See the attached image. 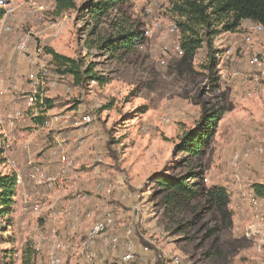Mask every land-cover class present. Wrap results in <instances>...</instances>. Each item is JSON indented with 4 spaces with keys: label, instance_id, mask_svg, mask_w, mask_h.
I'll return each instance as SVG.
<instances>
[{
    "label": "rangeland",
    "instance_id": "rangeland-1",
    "mask_svg": "<svg viewBox=\"0 0 264 264\" xmlns=\"http://www.w3.org/2000/svg\"><path fill=\"white\" fill-rule=\"evenodd\" d=\"M74 1L75 10L59 15L53 0H6L4 6L1 23L11 31L0 33V175H16L19 182L0 212V264H48L51 251L61 264H80L84 233L103 217L98 209L105 204L113 217L109 232L122 237L132 231V264H171L175 255L182 264H264V195L253 189L264 186V32L253 33L255 25L245 23L210 48L179 53L168 0L117 5L98 20L83 11L90 0ZM123 30L143 38L130 51L99 49L102 40ZM24 38L31 54L40 51L50 77L58 74L46 47L94 64L104 78V85L75 89L68 78L46 91L45 109L36 118L59 114L67 124L35 127L28 115L12 126L8 114L23 111L31 69L15 51ZM228 48L231 56L222 57ZM211 114L219 120L202 153L181 152L184 134ZM84 117L90 125H73ZM35 134L40 145L31 148ZM53 151L72 161L64 175L58 176ZM31 165L44 166L60 181L49 189L35 187L28 178ZM159 175L185 177L191 191L175 193L156 181ZM98 185L113 193L107 196ZM121 192L129 197L122 200ZM78 194L86 199L76 207L74 222L67 212ZM90 209L96 213L87 220ZM52 233L64 250L54 251ZM96 250L94 264H117L101 238Z\"/></svg>",
    "mask_w": 264,
    "mask_h": 264
},
{
    "label": "trees",
    "instance_id": "trees-1",
    "mask_svg": "<svg viewBox=\"0 0 264 264\" xmlns=\"http://www.w3.org/2000/svg\"><path fill=\"white\" fill-rule=\"evenodd\" d=\"M138 0H90L83 11L93 20H98L108 14L117 5L129 4ZM56 13L62 14L75 10L74 0H53ZM7 5L6 0H0V23L3 20ZM167 11L173 18L175 29L179 31L178 43L182 51L192 52L197 49L210 48L213 41L220 35L234 33L243 22L259 25L264 30V0H168ZM143 34L122 31L121 35L108 36L99 45V49L118 53L130 51L140 43ZM50 56L54 71L69 78L72 88H85L94 82L104 85L102 76L95 72L94 64H84L80 59H71L56 53L49 47L44 48ZM47 103V100H46ZM219 116L209 115L198 121L196 128L186 132L177 148L188 155L199 156L208 141L213 137ZM35 124L42 126L44 118H36ZM158 183L175 193H189L187 179H174L159 175ZM17 188L16 175H0V212L4 214ZM257 196L264 195L263 185H254ZM220 194L223 191L219 192ZM155 264H161L157 260Z\"/></svg>",
    "mask_w": 264,
    "mask_h": 264
},
{
    "label": "built area",
    "instance_id": "built-area-1",
    "mask_svg": "<svg viewBox=\"0 0 264 264\" xmlns=\"http://www.w3.org/2000/svg\"><path fill=\"white\" fill-rule=\"evenodd\" d=\"M253 33H263L264 30L261 26L255 25L253 28ZM11 28L9 26L0 25V33H9ZM251 37L250 34H247L245 37L246 42H250ZM176 50L181 53V49L179 46L176 47ZM15 51L22 56H26L29 64L31 65V69L27 74V83H28V90L27 92L21 96L24 99L23 104V111L12 109L9 112L8 117L11 121L12 126L19 122L24 116H30L31 119L35 120L38 117L39 110L45 109V102H46V91L55 89L60 84H65L68 78L65 75H56V77L52 78L49 75V69L46 65L45 61L39 58L40 51L36 54V51L31 54L29 51V38H24L17 43L15 46ZM231 56L230 48L224 50L222 57L229 58ZM218 56L216 55V61H218ZM252 62L257 67H261V62L258 57H253ZM259 77L260 80L264 83V68L259 69ZM3 94L2 89H0V95ZM68 117L62 116L59 114H49L46 113L44 117V123L42 127L50 125L53 126L54 124H67ZM91 124L90 117H84L81 121H75L73 125L75 127L79 126H88ZM75 147L79 149L81 147V143H75ZM30 144L24 145V149L29 150ZM52 157H56L58 161V165L60 166L59 175H64L65 171L72 166V161L67 157V155L61 151H58L56 154L54 151L50 152ZM235 159V158H234ZM235 163L237 160H234ZM33 166L31 169L28 178L34 183L35 187H44V188H51L56 183L60 181L58 176H53L50 174L44 166ZM19 180V178H18ZM19 181H17L18 183ZM97 189H104L107 196H110L113 193L114 188H107L104 185H98ZM117 189V188H116ZM120 189V188H118ZM129 197L124 192H121V199H125ZM86 196L85 194H78L77 196L73 197V203L68 208V215L71 216L74 222L78 219L77 218V206L85 201ZM26 202L29 201V198L26 197ZM75 203L77 205H75ZM75 205V206H74ZM36 211V204L34 206ZM99 215L103 216L101 219L95 220L91 225H89L88 229L84 233V240L81 243L79 254L83 257V261L80 264H94L97 258V250H96V243L97 239L101 238L102 244L106 249L117 255V264H132L136 259L135 248L132 241V231L130 228L124 231L122 237L117 234H111L109 232V228L113 226V217L110 212L109 205L105 204L102 208L98 209ZM95 210L90 209L87 210L84 214V217L87 220H92L95 216ZM75 224V223H74ZM46 238H44L45 240ZM51 241L53 242V249L54 251H62L64 250L65 246L62 244L56 237L54 233L51 235ZM146 247L143 248V251H147ZM48 264H61V258L57 255V253H53L52 251L49 253L48 256ZM171 264H182L180 261L179 256L175 255L171 259Z\"/></svg>",
    "mask_w": 264,
    "mask_h": 264
},
{
    "label": "crops",
    "instance_id": "crops-1",
    "mask_svg": "<svg viewBox=\"0 0 264 264\" xmlns=\"http://www.w3.org/2000/svg\"><path fill=\"white\" fill-rule=\"evenodd\" d=\"M245 23H247V22H243L242 24H245ZM242 24H241V25H242ZM241 25H240V26H241ZM34 125H35V127L38 126L37 124H34ZM40 127H41V126H40ZM35 136H36V134H35ZM33 140H34V144H32L31 148H32V147L37 148L38 145H40V144L38 143V138H37V136H36V138H34ZM69 144H70V146H71L72 142L69 143ZM36 146H37V147H36ZM31 148H29V150H31ZM49 155H50V154H49Z\"/></svg>",
    "mask_w": 264,
    "mask_h": 264
}]
</instances>
